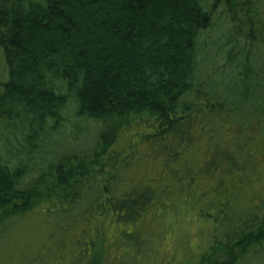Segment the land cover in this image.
<instances>
[{"label": "trees", "instance_id": "16d2710c", "mask_svg": "<svg viewBox=\"0 0 264 264\" xmlns=\"http://www.w3.org/2000/svg\"><path fill=\"white\" fill-rule=\"evenodd\" d=\"M0 50V245L34 216L25 264L74 230L61 264H157L176 212L205 232L185 264H264V197L235 203L264 176V0H0Z\"/></svg>", "mask_w": 264, "mask_h": 264}, {"label": "rangeland", "instance_id": "374dc122", "mask_svg": "<svg viewBox=\"0 0 264 264\" xmlns=\"http://www.w3.org/2000/svg\"><path fill=\"white\" fill-rule=\"evenodd\" d=\"M2 65L4 68H6V64L4 59L2 58L1 55V50H0V75L3 74V79H7V72L5 73V69H2ZM26 122V123H25ZM23 124L24 126H27V121L23 119ZM21 126V121L17 120L15 122V126L17 127ZM28 127V126H27ZM13 127L11 126V123L8 121H4L1 123L0 129H1V134L5 136L12 137V129ZM18 134V133H16ZM262 170H264V167L261 166ZM262 170H260V174L263 173ZM264 176L260 177L259 174L255 177L252 185L254 187V193L249 194L245 198H240L239 200L235 201V203H243L246 206L251 205L252 201L250 197L256 194L258 197H264ZM205 188L208 187H213L212 189L215 191L217 189V185H204ZM172 188V187H171ZM174 188H172L173 191ZM212 191H207L205 197H212L214 194H211ZM173 194V192H172ZM171 194H168L166 198H169ZM257 200V199H256ZM176 212H173L172 215H170L168 218L163 219V220H151V226L159 230V226H163L165 229V234L163 235V240H159V245H158V252L159 254V260H157L155 257L154 262L157 264H168L169 261L173 259L176 260V262L185 264L186 260V249L182 250L183 247L185 246L184 242V236L189 237V241L187 240L186 242H189L192 246L189 248L190 252L193 254L197 255L198 253L202 252L203 247L202 245H205L204 243L206 242V238H204V234L201 232L202 229L201 226L199 227V223H191L189 219H185L183 221H180L179 224L181 223V226L175 225V219L180 218L182 215L178 216ZM54 224L49 225V228H54ZM209 229V226H207ZM180 228V229H179ZM40 223L35 220L34 216L33 218H29L26 221L21 222L18 224V226H14L13 228L9 229L7 232L6 238L4 239L5 242L4 244L0 245V254H3L6 256V261L8 264H25L27 263V260L25 258V253H29V251H32L34 248L35 252H43L45 250L44 247H40L42 244L37 245V241L39 240V236L44 237V233H40ZM209 231V230H208ZM78 236L77 230L72 231L69 236L66 238L67 243L65 246L61 247L58 249V252H55L56 250H51L47 249L46 255L49 256L48 260H46V264H51L54 262L61 263H67L72 256L73 248L75 245V239ZM156 239V238H155ZM45 240L49 244L48 238L45 236ZM157 242V240H156ZM158 244V243H157ZM50 246V244H49ZM201 247V248H199ZM58 248V247H57ZM17 252H20V255L23 256H18ZM171 257V258H170ZM192 258H190L191 260ZM152 261V260H151Z\"/></svg>", "mask_w": 264, "mask_h": 264}]
</instances>
